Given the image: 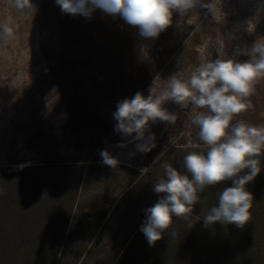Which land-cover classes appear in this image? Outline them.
Segmentation results:
<instances>
[{"label":"rangeland","instance_id":"1","mask_svg":"<svg viewBox=\"0 0 264 264\" xmlns=\"http://www.w3.org/2000/svg\"><path fill=\"white\" fill-rule=\"evenodd\" d=\"M32 2L36 11L29 14L14 0H0V264H113L128 253L123 235H115L124 225L115 211L126 210L131 190L135 203L148 169L177 162L174 155L165 161L169 151L184 157L206 148L191 121L207 111L187 101L165 102L176 123L152 124L156 147L129 158L134 146H117L124 139L114 127L117 102L136 92L149 95L157 76L154 94L171 76L187 81L215 59L249 60L242 53L257 40L264 43V0H202L211 11L198 6L174 13L155 39L98 9L86 19L62 13L56 0ZM5 23L13 28L8 38ZM246 100L252 107L234 122L264 126V78ZM102 149L121 163L103 165ZM135 173L140 176L131 181ZM192 219L173 217L154 245L175 231L193 233ZM153 264H174V256H154Z\"/></svg>","mask_w":264,"mask_h":264},{"label":"clouds","instance_id":"2","mask_svg":"<svg viewBox=\"0 0 264 264\" xmlns=\"http://www.w3.org/2000/svg\"><path fill=\"white\" fill-rule=\"evenodd\" d=\"M56 4L62 13L86 19H92L97 9L106 15L118 16L138 28L145 39L158 38L166 31L173 23L174 13L185 15L198 6L210 11L213 8L202 0H56ZM14 6L29 14L36 11L32 0H14ZM2 32L4 38L11 37L13 28L5 23ZM242 54L250 59L244 62L215 59L202 65L187 81L173 75L167 80V88L154 94L156 81L160 79L157 76L149 95L136 92L131 98L117 102L114 127L124 137L117 146L124 149L132 144L134 151L128 152L129 158L150 153L156 147L152 124L176 123V114L163 107L165 102L172 100L183 105L187 101L197 109L207 110L197 112L191 121L199 128V140L206 150L185 155L184 172L168 162L161 165L164 176L153 187L159 199L144 210L146 218L140 226L150 246L162 239L173 217L189 219L206 187L227 181L232 186L225 187L219 193L218 204L203 215L204 225L219 222L243 228L250 219L253 196L246 185L261 171L257 157L264 150V126H252L243 120L234 122V118L252 107L246 98L252 94L254 83L264 78V43L257 40ZM100 157L101 163L110 168L121 163L106 149L100 151ZM196 220L200 221L201 217L197 216Z\"/></svg>","mask_w":264,"mask_h":264},{"label":"trees","instance_id":"3","mask_svg":"<svg viewBox=\"0 0 264 264\" xmlns=\"http://www.w3.org/2000/svg\"><path fill=\"white\" fill-rule=\"evenodd\" d=\"M211 46L213 50L214 45L211 44ZM202 150H206V148L196 151ZM173 155L177 162L174 164L169 163L177 170L184 172L185 170L182 167L184 157L178 155L177 152L169 151L165 156V161L171 159ZM263 156L261 153L257 157L260 160L261 167L260 173L256 176L259 180L254 185L246 186L253 199L250 208V219L243 228H238L234 224H221L219 222L206 227L203 223V215L208 209L218 204L219 193L225 187L232 186V182L227 181L216 186L206 187L200 193L201 202L194 205L199 212H192L189 216L191 220H193L192 218L196 219L197 216L201 217L200 221L196 220L197 228L193 229V233L185 235V230L175 231L171 233L169 240L161 242L158 246H150L144 242L142 239L143 233L140 231V226L146 218L144 210L153 206L159 199L158 194L153 195L155 193L153 190L154 184L164 176L163 168L148 169L144 175H141L137 184L139 192L135 203L132 201L135 190H131L132 196L124 198L123 201L126 203V210L115 211L116 213H122L120 219L124 220L121 231L116 232L115 235L116 237L123 235L124 242L121 245L123 247L126 245L124 248L128 253L123 252L122 258L115 261L114 259L117 258L115 256L118 255V252L115 251L113 264H153L154 256L161 258L174 256V264H202L199 258L203 259V255L197 254L199 248H201L202 254L205 255V263L203 264H264ZM135 174H133L134 178L131 181L140 176L138 173ZM243 174L241 173V175ZM134 220H138V222L133 224L132 221ZM122 246L120 250L123 248ZM159 251L165 252L159 253ZM172 252H174V255L171 254ZM140 258H144V260H140Z\"/></svg>","mask_w":264,"mask_h":264}]
</instances>
